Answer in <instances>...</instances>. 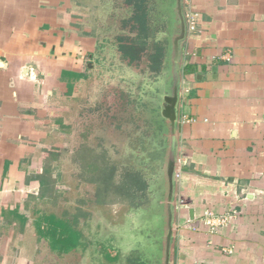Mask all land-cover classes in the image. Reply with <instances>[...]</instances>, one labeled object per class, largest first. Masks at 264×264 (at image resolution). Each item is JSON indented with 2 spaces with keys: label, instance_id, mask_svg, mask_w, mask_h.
Segmentation results:
<instances>
[{
  "label": "crops",
  "instance_id": "0c3cea01",
  "mask_svg": "<svg viewBox=\"0 0 264 264\" xmlns=\"http://www.w3.org/2000/svg\"><path fill=\"white\" fill-rule=\"evenodd\" d=\"M107 1L0 0V264H39L38 241L48 246L34 221L49 127L62 129L56 111L87 79L86 57L101 46L89 21ZM191 7L171 263L264 264V0ZM209 213L226 222L212 229Z\"/></svg>",
  "mask_w": 264,
  "mask_h": 264
},
{
  "label": "flooded vegetation",
  "instance_id": "af4514ba",
  "mask_svg": "<svg viewBox=\"0 0 264 264\" xmlns=\"http://www.w3.org/2000/svg\"><path fill=\"white\" fill-rule=\"evenodd\" d=\"M138 3L140 5L136 4V0H110V5L121 6L122 10L120 18L116 17L111 20L116 32L115 40L112 41L109 47L100 43L99 50L91 51L88 54L90 58L86 57L85 66L87 71L96 68L97 58L102 53L111 51L112 48L116 50L121 58L128 60L124 57L121 44L131 43V41L137 39L140 27H137L135 17L138 16L144 25L145 36L142 38L145 43L144 48L139 59L128 60V63H133L135 67L126 66L122 74L126 76L127 80L132 78V81L141 88L147 82L159 89V94L155 98L153 96L144 98L141 95V98L136 97V99H133L134 104L125 107L123 119H119V122L113 120L112 123H109L110 133L109 142H107L109 146L99 142L97 146L93 147L99 153H105L108 156L111 167H117V170H115L116 183L125 178L127 181L125 185L128 186L130 184L128 183L129 176L134 175L146 185L141 189H137L135 185H129L132 196L129 199L126 197L124 201L98 204L97 208H99L101 217L97 218L95 232L93 233L96 247L91 248V253L96 254L94 260H98V264H162L163 259V226L157 227L154 225V221L150 218L146 220V218L151 216L153 220L156 219L157 210L162 205L165 196L160 186L162 177L158 178V175L162 171V176L165 167L169 151L170 132L168 122L162 116L161 110L164 96L172 92L175 77L169 69L162 72V69L165 70L167 66L165 62L158 70H152L149 65V55L160 48L165 56L168 43L172 39V23L170 22H175L176 0H139ZM182 4L184 5V0H182ZM96 10L98 11L93 12L95 15L93 17L98 16L97 13L101 9ZM117 22L121 23L119 27H117ZM96 36L98 38L97 33ZM98 39H96L97 42H99ZM164 56L161 60L164 59ZM144 58H146L145 61H143ZM140 61L141 64L137 66V62ZM179 73L180 81L178 85L180 90V67ZM150 77L155 78V81L150 80ZM156 102L159 107H156ZM101 128H103L102 124ZM102 131L101 129L99 131L101 138L103 136ZM85 145H89V143H85ZM81 146L79 145L78 149ZM116 150H124L127 154L120 152L119 156L115 157ZM175 151L178 159V139H176ZM76 169L80 172L78 166ZM77 181L91 185L81 176L78 177ZM93 187L95 188V185ZM94 191L96 193V189ZM46 211L51 213V211ZM55 215L63 221L73 223L70 218V220H66L64 213ZM80 220L81 216H78L76 228L82 234L79 243L68 252L62 253H59L58 249H51L48 245L49 254H56L58 257L61 256L62 259L72 258V254L88 248L86 237H84V233L79 227ZM72 226L74 227L73 224ZM127 239L129 240L127 241Z\"/></svg>",
  "mask_w": 264,
  "mask_h": 264
},
{
  "label": "rangeland",
  "instance_id": "374dc122",
  "mask_svg": "<svg viewBox=\"0 0 264 264\" xmlns=\"http://www.w3.org/2000/svg\"><path fill=\"white\" fill-rule=\"evenodd\" d=\"M115 5H110V0H108L107 4L101 7V10L98 7L100 10L97 13L98 16L93 17L89 21L90 24H95L96 32L94 33L98 34L99 39H97L99 42L108 47L116 37L111 20L116 17L120 18L122 15L121 6L117 7ZM119 25L121 23L117 22V27ZM139 64H141V61L137 62L136 65L139 66ZM126 66L135 67L133 63H128V60L121 58L114 48L111 51L102 53L97 58L96 68L87 71L86 81L64 102V110L59 108L56 111L62 118L63 123H65L64 125L70 127L69 130L65 128L61 129L58 125L54 124L49 127L53 139L49 140L48 143L61 148L60 163L55 164V168H53V176L60 173V178L56 182L57 189L54 187L55 191H59L60 196L54 203L46 201V203H40L41 205L38 206L40 209L51 211L57 215L64 213L70 219L80 209L79 211L82 215L79 227L83 231L84 237H86L88 248L72 254V258L62 259L60 258L61 256L58 257L56 254H49L47 245L44 246V242L40 239L41 241H38V262L41 260L39 264H98V260H94L96 254L91 253V248L96 247L94 244L95 235H93L96 220L101 217L99 208H97L99 203L95 202L94 190L96 188L93 187V184L89 185L82 183V181L81 183L77 181L81 173L76 169L78 163L72 161V156L78 157L75 151L79 145L85 143H89L91 148L97 146L99 142L108 145L107 142H109L110 133L109 123H112L113 120L119 122V119H123L125 107L134 104L135 101L133 99H136V97L141 98V95L144 98L147 96H153L154 98L156 95L158 96L159 89L153 84L145 82L144 87L141 88L137 83L132 81V78L131 80H127L126 76L122 74ZM150 80L155 81V78L150 77ZM155 100L157 101V99ZM156 107H159L157 102ZM101 124L103 128H101ZM100 129L103 130L102 138L99 133ZM120 152L127 154L124 150H116L114 153L115 157H118ZM95 159L97 158H94L93 154L81 157V160L85 161L82 162L83 164L86 161L93 162L96 165H94L95 168L98 167L99 171L105 173L106 163L99 161L102 160L101 158L97 160L99 163H95ZM161 172L158 178L162 177ZM102 176H99V179H102ZM101 196L102 198L107 197L103 192H101ZM42 198H47V193ZM161 209L162 206H159L155 220L151 216L147 217L146 220L150 218V220L154 221L155 226H163L162 217L160 216L158 218ZM68 261L70 262L67 263Z\"/></svg>",
  "mask_w": 264,
  "mask_h": 264
},
{
  "label": "trees",
  "instance_id": "16d2710c",
  "mask_svg": "<svg viewBox=\"0 0 264 264\" xmlns=\"http://www.w3.org/2000/svg\"><path fill=\"white\" fill-rule=\"evenodd\" d=\"M138 1L139 0H136V4L140 5ZM135 18L137 21V27H140L137 39H134L131 41V43L121 44V50L124 54V57L129 61L139 59L145 44L144 40L142 39L145 36L143 22L138 18V16ZM163 56L164 53L160 48L158 50H154V52L149 55V65L152 70L159 69V67L162 65L161 59ZM61 126L62 128L69 130V127L65 125ZM60 150V147L54 145L49 149L44 150L46 155L44 156V165L39 176L40 191L38 197L42 198L44 194L47 193V198H45V200L53 203L60 196L58 193L59 191H55L54 189V187L56 188V182H58L60 178V173L53 176V168H55V164L60 163ZM75 153L78 155V157L72 156V161L78 163L77 166L80 169V176L83 177L86 182L95 185L96 203L108 204L114 201H124L126 197L127 199L131 198L132 195L129 185H135L137 189L146 187L144 182L136 178L134 175L129 176L128 183L130 184L128 186L125 185L127 183L125 178L116 183L115 170H117V167H111L108 156L105 153H99L95 148H91L89 145L83 144L78 150L75 151ZM89 154H93V157L97 158L94 161L95 163H99V161L106 163L104 169L105 173L99 171L98 167L95 168V164H93V162L86 161L85 164L82 163L85 161H82L81 157H85ZM99 158L102 160H99ZM101 175H103L102 179H99V176ZM127 177L128 175L126 178ZM101 192L105 193L107 197L102 198ZM38 214L39 215L34 222H38V232L40 234L39 240L42 238L45 239L51 249H58L59 253L68 252L79 243V239L81 238L82 234L81 231L76 228V225L78 224V216L82 215L80 211H77L72 219V224L75 228L69 222L63 221L61 218L57 217L53 212L49 213L43 209H39ZM23 219H25V217H23ZM66 220L70 219L66 217ZM40 224H44L46 228L41 227Z\"/></svg>",
  "mask_w": 264,
  "mask_h": 264
},
{
  "label": "water",
  "instance_id": "95a60500",
  "mask_svg": "<svg viewBox=\"0 0 264 264\" xmlns=\"http://www.w3.org/2000/svg\"><path fill=\"white\" fill-rule=\"evenodd\" d=\"M175 22L172 24L171 41L168 43L167 50L165 51L164 59L162 63H166L165 70L162 72L170 70L175 77V84L172 88V92L166 94L162 103V116L167 120L170 132V144L168 156L165 161V167L162 174L161 189L165 193L164 200L162 201L161 213L158 214V218L161 216L163 219V259L162 264H172L171 263V251L174 235V220H175V186H176V169H177V154L175 151L176 139H177V105L180 99V90L178 82L180 81V42L186 39L187 35V24L184 15V5L182 0H176L175 4ZM91 63L89 64V66ZM192 216V211H189Z\"/></svg>",
  "mask_w": 264,
  "mask_h": 264
},
{
  "label": "built area",
  "instance_id": "2783aa9c",
  "mask_svg": "<svg viewBox=\"0 0 264 264\" xmlns=\"http://www.w3.org/2000/svg\"><path fill=\"white\" fill-rule=\"evenodd\" d=\"M191 2L192 0H184V15H185V21L187 24V32H193L196 29V12L193 11L192 7H191ZM187 90L183 91L184 93H186ZM190 118H186L183 117V121H189ZM184 163L181 161V159L178 156V165H177V170H176V179H177V174L179 173V171H181V166ZM183 204V199H178V201L175 202V209L176 211H178L181 207V205ZM208 219H207V223H209L212 226V229L216 228V226L214 225V221L213 219H217L219 221L220 224H224V222H226V217L227 215H221L219 217L209 213L208 214Z\"/></svg>",
  "mask_w": 264,
  "mask_h": 264
}]
</instances>
